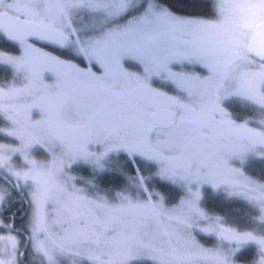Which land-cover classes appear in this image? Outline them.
I'll use <instances>...</instances> for the list:
<instances>
[{
    "label": "snow or ice",
    "instance_id": "obj_1",
    "mask_svg": "<svg viewBox=\"0 0 264 264\" xmlns=\"http://www.w3.org/2000/svg\"><path fill=\"white\" fill-rule=\"evenodd\" d=\"M0 264H264V0H0Z\"/></svg>",
    "mask_w": 264,
    "mask_h": 264
},
{
    "label": "flooded vegetation",
    "instance_id": "obj_2",
    "mask_svg": "<svg viewBox=\"0 0 264 264\" xmlns=\"http://www.w3.org/2000/svg\"><path fill=\"white\" fill-rule=\"evenodd\" d=\"M13 211H15V208L13 209ZM18 223H19V221H18Z\"/></svg>",
    "mask_w": 264,
    "mask_h": 264
},
{
    "label": "trees",
    "instance_id": "obj_3",
    "mask_svg": "<svg viewBox=\"0 0 264 264\" xmlns=\"http://www.w3.org/2000/svg\"><path fill=\"white\" fill-rule=\"evenodd\" d=\"M225 211H227V209H225Z\"/></svg>",
    "mask_w": 264,
    "mask_h": 264
}]
</instances>
